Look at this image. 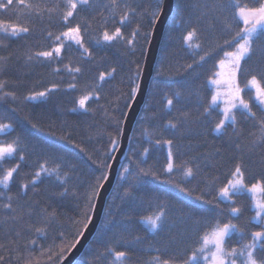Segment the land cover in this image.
Listing matches in <instances>:
<instances>
[{"label": "trees", "instance_id": "1", "mask_svg": "<svg viewBox=\"0 0 264 264\" xmlns=\"http://www.w3.org/2000/svg\"><path fill=\"white\" fill-rule=\"evenodd\" d=\"M118 2L121 9L125 5L135 8L136 14H130L121 24L122 12L117 10L113 16L112 11L104 7L109 0H93L97 12L103 8L102 16L92 19L95 13L81 8L79 15L70 18L67 25L81 23L84 47L64 39L59 56L54 54L52 59L33 61L26 60V54L51 50L56 45L46 33L59 35L66 30V25L59 18L49 23L47 17L44 20L35 14L28 17L22 8L18 13L0 10V20L32 22L31 32L18 37L0 32V56L8 57L6 62H0L3 69L0 80L8 81L4 91L14 92L16 96L14 99L0 94V124L12 125L0 132V146L14 141L19 146L17 153L5 158L3 168L17 163L19 151L25 154L8 187L0 185V193H3L0 195V244L6 249H0V255L5 258L3 264H23V257L29 253L40 264H59L61 261L55 257L52 262L47 261L48 249L59 252L61 244L69 241L76 244L80 238L78 231L85 230L82 223H77L84 221L85 193L96 177L109 174L110 167L101 169L99 162L111 166L119 147L130 108L126 105L133 101L127 94L140 82L156 23L151 13L158 0ZM220 3L227 4L229 0H175L146 100L133 125L101 222L73 264H149L154 256L173 258L176 264H183L191 250L201 246L200 238L210 231L209 225L217 221L236 224L246 233L243 237L239 232L230 233L226 238L229 249L250 242V233L261 230V225L251 219L255 210L248 192L237 193L233 197L234 204L217 198L219 188L232 178L236 163H242L247 185L264 179V143H253L259 139V129L253 126L246 112L235 110V125L229 121L220 132L214 131L222 113L212 104L209 79L224 53L235 47V44L225 45L224 40L243 27L238 18H232L233 9L228 7L221 11L217 7ZM240 3L255 6V0H240ZM82 17L89 20L87 31H84ZM226 22L231 25L230 29L225 28ZM137 25L138 35L129 44L127 41L132 39L131 33ZM116 28L121 29L122 39L112 42L102 39L105 29L111 34ZM193 28L197 36L190 47L184 37ZM197 44L200 48L195 47ZM261 47V42L256 41V52L244 65L245 74L239 75L243 87L250 79L247 69L259 66L264 60ZM85 48L90 55L84 52ZM206 52L208 55L200 61L199 57ZM188 64L193 67L187 68ZM137 65L138 77L135 75ZM77 67L81 69L79 73L70 70ZM113 68L116 71L111 76L106 75L103 81L99 79L101 73H109ZM257 78L260 79L259 74ZM261 83L264 85V80ZM70 84L75 87H69ZM53 85L58 87L53 88ZM47 89L51 91L44 96L24 99ZM244 90L250 98L251 90ZM96 92L99 98L93 95ZM85 95H89V99L82 108L78 101ZM168 99L173 100L171 106L167 104ZM252 103L253 111L261 115L256 102ZM210 105V112H205ZM183 113L187 116H182ZM169 121L177 127H170ZM112 139L117 140L115 146ZM168 140L172 145L166 143ZM170 148L175 166L171 173L166 171ZM45 161L50 171L57 164L60 168L51 174L42 172L35 185L29 183L27 190H22L21 183L30 182ZM187 167L193 168L195 178L184 177L181 169ZM125 168L128 171L125 172ZM177 184L195 191L189 195ZM202 194L205 199H197ZM7 196L13 197L15 213L3 207L9 202ZM96 200L97 197L92 201L94 206ZM160 206L167 209L164 226L152 230L145 220L153 217ZM231 207H239L242 212L233 216L229 213ZM93 210L94 207L88 212L90 218ZM12 215L19 218L6 219ZM37 228L43 231L37 232ZM209 248L211 250V246ZM117 251H126L128 255L117 259ZM69 252L65 250L64 258ZM256 254L264 256L259 247Z\"/></svg>", "mask_w": 264, "mask_h": 264}, {"label": "snow or ice", "instance_id": "2", "mask_svg": "<svg viewBox=\"0 0 264 264\" xmlns=\"http://www.w3.org/2000/svg\"><path fill=\"white\" fill-rule=\"evenodd\" d=\"M105 8H109L113 16L117 13V10H120L122 14L120 15V22L123 24L125 21L129 19V15H135L136 9L130 6L125 5L124 9H121V5L118 0H109V3L104 6ZM217 7L221 11H226L228 7L233 9L232 18L236 20L238 18L239 22L243 23V27L240 28L239 31L232 35L230 39H225V45H233L235 47L232 51H228L224 53V59L219 61V66L221 69H224L226 66L228 67L227 77L223 82H226L229 86L227 100V107L223 110V119L219 121L215 125L214 131H221L225 127V121H230L233 125L236 123V114L235 110L241 109L247 113V116L254 122V127L259 129V139L258 141L254 140L253 143H264V85L261 84V81L264 80V60H262L261 64L255 68L247 69V72L250 74V79L245 84L244 88L254 89V95L250 97L248 100L244 99L242 93L244 92V88L240 87L238 82V76L245 74L246 69L244 65L248 60L252 58V56L256 52V41L261 42V54L264 57V0H255V6L249 7L248 5L241 6L240 0H229V3H220ZM24 9V14L28 17H31L35 14L40 20H44L47 17L49 23L53 22L57 18L62 21L66 25V30L61 32L59 35H55L53 32L48 31L46 33V37L50 40H53L55 43V47L51 48L48 51H37L32 53L29 51L26 54V60L33 61L39 60L40 58L52 59L54 58V54L59 56L61 50L63 48V40H72L76 44L80 45L82 48L84 47L83 35L81 32V23L77 22L74 26L68 27L70 18L75 19L77 15H79V10L84 8L85 10H90L94 12L95 15L92 16V19H95L96 16L103 15V8L100 11H96V6L93 4V0H0V10L5 12L12 11L13 13H18V9ZM126 9V10H125ZM163 11V4L158 0L156 7L153 9L151 13L152 21L158 20L160 18V13ZM84 23V31L88 30L90 27L89 20L87 17H82ZM231 25L227 22L225 23V28L230 29ZM139 25H137V29L133 30L131 33L132 39H129L127 42L129 44L133 43V40L138 35ZM32 30V22L31 20H26L23 23H10L8 21L0 20V32L7 34L10 37H18L21 33H30ZM197 36L196 29H192L188 31L187 35L184 37L186 43L191 47V42ZM123 33L120 28H116L114 32L111 34L107 29L103 31L102 39L107 42H112L117 39H122ZM196 48H200V45L197 44ZM85 53H89L88 49H84ZM11 54H9L10 56ZM208 53H204L199 57L200 61H203ZM8 57L0 56V62H6ZM193 63H196L194 61ZM193 67L192 64H188L187 68L191 69ZM3 69L0 68V71ZM71 71L79 73L81 69L79 67L75 69H70ZM55 71H59V69H55ZM116 71L115 68L111 70L109 73H101L99 79L103 81L105 76H111L112 73ZM257 74H259L260 79L257 78ZM135 75L138 77L140 75L139 65H137V71ZM218 77H223L225 74L223 71L216 73ZM214 85H220L222 81L220 79L211 81ZM8 81L0 80V94L3 96H11L14 99L16 98L14 92L4 91ZM58 87L57 85H53V88ZM69 87H75L74 84H70ZM51 91V89H47L45 92L32 93L28 96L24 97L25 100L36 99L39 96H44L46 92ZM140 91V85L134 84L130 88L129 93L127 94V98L131 100H135L136 94ZM97 98H99V92L94 93ZM178 96L179 93H176ZM219 98V93L212 96L211 101L214 104ZM89 99V95H85L79 99L78 103L80 107L85 106V101ZM253 100L256 102L259 112L261 115L258 116L257 111H253ZM167 104L171 106L173 104L172 99H168ZM126 107H130V105H126ZM211 105L209 108L205 109V112H210ZM182 116L186 117L187 113H183ZM118 123V121H117ZM170 127L176 128L177 125L168 122ZM35 127V125H33ZM11 124H0V132L11 128ZM67 139V137H65ZM160 141H157L159 143ZM111 143L113 146L117 144L116 139H112ZM168 145H172V141H166ZM77 147H80L77 145ZM19 149L18 144L14 141L13 143H9L3 146H0V170H2V175H0V185H3L5 188L8 187L9 182L13 179V174L17 173L20 168L19 161H23L25 159V154L23 151H19V160L17 163L9 168H3V161L6 157L13 156L14 153H17ZM84 150V149H82ZM145 152L148 150L145 149ZM47 161L40 164L39 171L35 173L32 180L28 183H21V189L27 190L29 187V183L35 185L36 180L40 177L42 172H47L51 174L52 172L57 171L60 168V165L57 164L55 169L51 171L46 167ZM99 167L101 169L110 167V165H106L103 161L99 162ZM174 164L172 162V151L171 148L168 152V164L166 171L171 173L174 170ZM242 163H236L234 165V171L231 173L233 179H229L227 184L223 187L219 188L217 191L218 200H227L231 203H235L233 197L243 191L249 190L252 192L261 191L264 192V179L258 181L251 185L250 189L248 185L245 183L244 171L242 170ZM128 171L127 168L124 170ZM143 172V169L140 170ZM184 177H192L195 178L196 173L194 172L192 167H187L186 169H181ZM68 174L65 173V176ZM152 175H156L155 172ZM59 179V176L57 177ZM159 178V177H157ZM108 179V175L105 173L99 177H96L95 183L90 185L89 190L85 193L86 203L83 208L84 221H78L77 223H82L84 228L88 227V222H90L91 218L88 216V212L94 207L92 201L95 197L99 196V189L103 188V183L101 181H106ZM169 183H176L174 180H169ZM177 187H181V190L191 195L195 190L189 189L187 187H182L180 184L176 185ZM67 191V189H65ZM3 195V193H0ZM6 199L9 201L8 203L3 204V207L7 209L9 212L15 213L17 211L16 208H13V197L7 196ZM199 200H204L205 196L202 194L197 197ZM211 203L212 201H208ZM255 216L251 219L256 220L261 225L260 231L251 232V241L248 243H243L239 247H231L230 249L226 247V238L229 237L232 232H239L243 237L246 235L245 231L242 228H238L236 224L231 222L221 223L217 221L214 225H209L210 231H206L201 239V246L199 248H195L191 250L187 259L183 261V264H264V256H258L256 254V250L259 247L260 252L264 253V201L257 202L255 204ZM31 209H29V213ZM167 209L164 206H160L158 208L157 213L153 217H148V221L151 225L152 229L162 228L164 226V221L166 218ZM242 209L239 207H231L229 209V213L233 216H237L240 214ZM54 216V213L52 214ZM19 217L16 215H12L10 217H6V219H11L12 221H16ZM37 232H42L43 229L37 228ZM78 235L82 236L83 232L78 231ZM16 236L19 237L20 233L17 232ZM60 236L63 237L64 233H60ZM137 239H139L137 237ZM10 243H15V241H10ZM30 243L35 244V241H31ZM76 244L74 242L69 241L68 243H64L59 245V252H53L51 249H48V255L46 257L47 261L52 262L53 258L57 261H62L64 259V252L67 249L71 251ZM211 246V250L209 248ZM0 249H5L4 244H0ZM6 250V249H5ZM111 251V250H110ZM18 255L20 253L18 252ZM43 255V253H42ZM128 253L126 251H117L115 252V257L117 259L126 257ZM4 256L0 255V264L4 262ZM23 264H40L38 259H34L32 255L29 253L27 256L23 257ZM149 264H176L173 258H162L161 256L152 257Z\"/></svg>", "mask_w": 264, "mask_h": 264}, {"label": "water", "instance_id": "3", "mask_svg": "<svg viewBox=\"0 0 264 264\" xmlns=\"http://www.w3.org/2000/svg\"><path fill=\"white\" fill-rule=\"evenodd\" d=\"M161 1L163 4V11L160 13V18L156 20L155 26L153 28L151 40L147 50L145 64L140 77V91L136 94V98L132 101L129 111L127 113L120 144L111 163L108 179L104 181V186L99 191L100 194L99 196H97L91 220L90 222H88V227L85 228L83 235L80 236V238L76 242V246L71 249L68 255L59 264H73L75 260L80 256L82 251L85 249L86 245L95 234L101 222L106 205V200L114 186L118 174L119 165L129 143V138L132 132L133 125L138 115L140 114L146 100L149 84L153 76L154 67L157 61L160 43L165 31V27L175 7V0Z\"/></svg>", "mask_w": 264, "mask_h": 264}, {"label": "rangeland", "instance_id": "4", "mask_svg": "<svg viewBox=\"0 0 264 264\" xmlns=\"http://www.w3.org/2000/svg\"><path fill=\"white\" fill-rule=\"evenodd\" d=\"M34 2H35V0H34ZM249 7H251V6H249ZM233 50V49H232ZM232 50H230V51H232ZM228 52V51H227ZM225 57L223 56L221 59H224ZM220 59V60H221ZM219 60V61H220ZM219 61H218V63H217V69H216V71L214 72V74L210 77V79H209V83H210V85H211V87H212V96L213 95H215V94H217V93H219V98L217 99V101L213 104L214 106H217L218 108H219V110L221 111V113H222V119L224 118L223 117V110H224V108L225 107H227V100L229 99V96H228V92H229V86H228V84L226 83V82H223L225 79H226V77H227V73H228V67L226 66L224 69H221L220 68V66H219ZM221 71H223L224 72V76L223 77H218L217 75H216V73H218V72H221ZM216 79H220L221 81H222V83L220 84V85H214L211 81L212 80H216ZM238 82H239V84H240V87L241 88H244L242 85H241V83H240V80H239V76H238ZM262 84V83H261ZM249 90H251V93L249 94L250 95V97H252L253 95H254V89H251V87H249ZM242 95L244 96V99L245 100H248L249 98L248 97H246V93H245V90H244V92L242 93ZM227 122H229V121H225V124L227 123ZM222 130V129H221ZM220 132V131H219ZM231 179H233V177L231 178ZM257 183V182H256ZM254 184V183H253ZM252 185V184H251ZM251 185H248V187H249V189H250V187H251ZM243 191H245V192H248L250 195H251V197H252V203H253V207L255 206V204L257 203V202H260V201H264V192H261V191H256V192H252V191H249V190H243ZM254 210H255V207H254ZM146 221V223L148 224V226L151 228V225H150V223H149V221H147V220H145ZM152 229V228H151ZM152 230H156V229H152Z\"/></svg>", "mask_w": 264, "mask_h": 264}]
</instances>
